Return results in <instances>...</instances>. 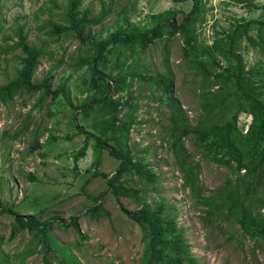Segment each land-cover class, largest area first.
I'll use <instances>...</instances> for the list:
<instances>
[{"label": "rangeland", "instance_id": "1", "mask_svg": "<svg viewBox=\"0 0 264 264\" xmlns=\"http://www.w3.org/2000/svg\"><path fill=\"white\" fill-rule=\"evenodd\" d=\"M249 1L256 8L244 0H202L203 19L196 25L199 42L212 44L217 32L228 30L237 22L264 21V0ZM66 2L0 0V85L15 78L21 68L22 53L12 49V45L17 40L16 30L23 27L30 42L42 46L46 52L34 80L40 82L52 73L55 76L52 90L64 86L76 106L90 96V68H77V62L88 48L73 35L58 38L50 34L52 23H64ZM194 5L193 1L175 3L173 0H84L83 8L90 7L94 15L104 7L109 9L108 16L90 28L93 34L107 37L124 26V14L143 31L154 24L153 15L168 10L176 12L177 23H182ZM251 35L259 40L256 25ZM240 50L247 68L264 67V52L259 47L244 39ZM109 58L107 73L115 75L122 69L135 75L131 81L138 109L130 143L135 156L148 160L159 177L157 184L146 186L148 201L153 205L160 201L171 205L168 213L177 216L197 264H264V245L247 238L239 225L203 222L204 213L193 202L190 190L184 189L183 176L174 164L168 140L169 110L161 105L159 91L154 92L150 83L138 80V75L153 77L172 72L175 95L190 123L196 124L202 113V78L190 68L182 38L157 41L147 51L135 55L117 47ZM216 89L212 87L213 91ZM73 116L78 117L79 128L98 133L94 127L98 114L86 119L63 97L52 101L43 93H20L12 101L0 102V208L3 210L0 264H46V261L50 264H147L146 233L127 217V213L139 210L141 205L132 199L116 198L108 192V179L94 176V172H99L111 178L120 165L106 150L99 151L94 139L90 140L87 156L77 158L86 136L73 124ZM120 117L127 119L128 110L123 109ZM251 121L250 115H240L239 126L244 133ZM37 141L41 147L32 151ZM185 145L194 161L200 164L205 195L222 188L229 170L205 159L195 147L193 137ZM134 180L138 182L136 177ZM100 195L108 213L93 217L86 211L95 204L94 197ZM6 209L13 210L14 214ZM15 214L34 216L41 221L53 220L56 216L64 222L80 216L79 228L85 239L75 228L65 229L58 221L46 234L49 248L44 247L45 243L36 233L27 230L12 238Z\"/></svg>", "mask_w": 264, "mask_h": 264}, {"label": "trees", "instance_id": "2", "mask_svg": "<svg viewBox=\"0 0 264 264\" xmlns=\"http://www.w3.org/2000/svg\"><path fill=\"white\" fill-rule=\"evenodd\" d=\"M173 1L195 2L180 24L176 21V12L168 10L153 15L154 24L142 31L124 14V26L107 37H100L93 34L90 28L99 25L108 16L109 9L104 7L94 15L90 7L83 8L84 0H67L62 15L64 23H52L50 34L58 38L73 35L83 47L88 48L77 62V68H90L91 94L79 106L73 104L64 86L52 90L55 77L52 73L40 82L34 80L46 52L42 46L30 42L23 27L16 30L17 40L12 45V49L22 53L21 68L15 78L0 85V102L3 103L12 101L20 93H43L52 101L63 97L70 107L76 112L80 111L86 119L98 114L99 120L94 125L97 134L79 128L78 117L72 118L79 133L86 136L77 158L87 156L90 140L94 139L99 151L106 150L119 161L120 165L111 178L99 172H94V176L108 179V192L116 198L132 199L141 205L139 210L127 213V217L146 233L147 264L197 263L184 230L178 225L177 216L172 217L168 213L171 205L165 201L153 205L145 197L146 186L157 184L159 177L148 160L135 156L130 143L138 109L131 81L135 75L122 69L115 75L106 70L109 57L117 47L130 50L135 55L147 51L157 41L176 36L183 40L190 68L197 77L202 78V113L196 124L190 123L188 114L175 95L172 72L153 77L138 75V80L150 83L154 92L159 91L161 105L169 110L168 140L175 157L174 164L183 176L184 189L190 190L193 202L202 209L203 222L212 225L224 222L237 224L247 238L264 245V67L255 65L247 68L240 50L242 40L246 39L250 45L264 52V21L237 22L228 30L217 32L212 44H204L199 42L196 29L198 21L203 19L202 0ZM244 1L256 8L249 0ZM254 25L258 28L259 40L251 35ZM212 87L217 88L216 91ZM123 109L128 110L127 119L120 117ZM244 113L252 117L246 133L239 126V117ZM191 137L205 159L229 170L224 186L210 195H205L206 190L201 184L200 164L194 161L185 145ZM40 147L37 141L32 151ZM135 177L138 182L134 180ZM138 183L145 186L139 188ZM94 202L87 209V214L98 217L108 213L103 208L101 195L94 197ZM7 211L13 213L11 209ZM1 213L3 210L0 208ZM14 216L12 238L27 230L36 233L45 243L44 247L49 248L46 234L58 221L60 226L65 225L62 226L65 229L75 228L85 239L79 228L80 216L68 222L56 216L47 221L34 216ZM46 264L50 263L46 261Z\"/></svg>", "mask_w": 264, "mask_h": 264}]
</instances>
